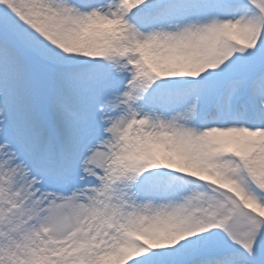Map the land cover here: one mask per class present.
<instances>
[{
    "label": "snow or ice",
    "instance_id": "snow-or-ice-1",
    "mask_svg": "<svg viewBox=\"0 0 264 264\" xmlns=\"http://www.w3.org/2000/svg\"><path fill=\"white\" fill-rule=\"evenodd\" d=\"M0 264H264V0H0Z\"/></svg>",
    "mask_w": 264,
    "mask_h": 264
}]
</instances>
